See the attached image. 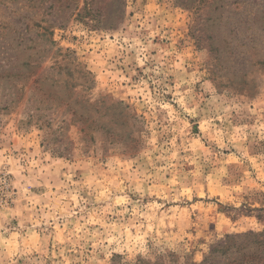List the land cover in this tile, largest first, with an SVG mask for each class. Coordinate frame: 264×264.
<instances>
[{"label":"rangeland","instance_id":"obj_1","mask_svg":"<svg viewBox=\"0 0 264 264\" xmlns=\"http://www.w3.org/2000/svg\"><path fill=\"white\" fill-rule=\"evenodd\" d=\"M235 1L0 0V264H201L264 230V0Z\"/></svg>","mask_w":264,"mask_h":264},{"label":"trees","instance_id":"obj_2","mask_svg":"<svg viewBox=\"0 0 264 264\" xmlns=\"http://www.w3.org/2000/svg\"><path fill=\"white\" fill-rule=\"evenodd\" d=\"M244 0L235 1L237 5L244 3ZM80 21H85L88 17L90 20L97 17L93 11L87 9L84 4L81 12L76 14ZM206 28V27H205ZM215 39L212 37V40ZM253 41H248L250 43ZM240 47H247V44L242 43ZM211 60L215 62L214 67L224 64L225 60L230 58L223 57L225 53L229 52V57L235 54L232 50L226 52L225 45H214L212 42L209 44ZM253 50L252 47L248 48ZM248 49L246 52H248ZM232 61V60H231ZM256 63L264 64V59H257ZM211 72H215L212 70ZM240 72V71H238ZM245 74L242 75V77ZM235 76V75H234ZM201 264H264V230L261 232H246L242 234L226 235L224 239L214 244L209 253L204 257Z\"/></svg>","mask_w":264,"mask_h":264}]
</instances>
